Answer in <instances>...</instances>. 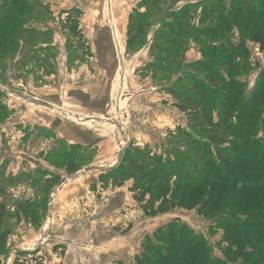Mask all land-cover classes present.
I'll return each mask as SVG.
<instances>
[{"label":"rangeland","instance_id":"rangeland-1","mask_svg":"<svg viewBox=\"0 0 264 264\" xmlns=\"http://www.w3.org/2000/svg\"><path fill=\"white\" fill-rule=\"evenodd\" d=\"M11 1L0 0V16L7 14ZM141 1L17 0L15 11L7 14L20 23L16 28L6 22L2 29L7 40H0V208L5 217L1 231L7 234L1 264H67L69 254L79 255L77 264H136L144 238L167 226L175 231L187 227L183 241H204L205 264H259L247 256L257 254L252 249L228 242L233 234L218 221L196 210L146 216L135 198L137 191L131 190L132 179L120 187L99 182L101 174L121 162L126 148L147 146L153 154H162V162L172 151L190 149L167 144L170 131L189 123L174 106L169 89L178 88V80L187 85L184 66L203 60L201 46L189 39L182 62L167 78L154 73L153 66L162 65L159 60L165 58L155 47L169 35L162 27L173 23L165 18L170 12L192 6L191 35L198 40V33L216 22L210 17L219 14L214 7L221 4L225 14L233 2L179 0L151 21L143 45L131 52L126 49L130 16L136 11L148 14ZM72 23H77L76 36ZM244 43L252 64L239 81L245 98L252 101L264 71L263 53L257 44ZM256 107L248 110H257L249 121L256 123L248 128L259 126L257 121L264 118V105ZM212 118L217 119L216 113ZM257 129L256 139L263 140L264 126ZM259 159L264 163V156ZM71 163L78 171L64 170ZM76 192L79 205L69 210L67 195ZM43 199L47 203L42 213ZM33 202L35 223L23 214ZM257 245L264 250V243Z\"/></svg>","mask_w":264,"mask_h":264},{"label":"trees","instance_id":"trees-1","mask_svg":"<svg viewBox=\"0 0 264 264\" xmlns=\"http://www.w3.org/2000/svg\"><path fill=\"white\" fill-rule=\"evenodd\" d=\"M178 1L142 0L140 5L148 9V14L136 11L130 16L126 49L134 52L141 47L151 21L163 9L174 7ZM232 1L225 14L221 4L214 7L216 10L213 12L219 14L210 17L214 16L216 22L211 28L199 32L201 38L198 40V37L191 35L189 14L192 6L185 5L176 13L170 12L165 18L173 23L162 27L169 35L167 39L160 38V43L155 47L165 58L159 60L162 65L153 66L156 70L154 73L160 72L167 78L178 67V61L182 62L180 57L189 39H195L194 42L201 46L203 60L184 66L189 72L184 76L187 85L178 80L175 84L178 88L169 89L176 101L174 106L188 117L189 123L184 129L177 127L170 131L167 144L187 145L190 149L183 153L172 151L173 156L169 155L166 162H162V154H153L147 146L140 149L126 148L121 162L108 173L101 174L99 182L120 187L132 179L131 190L137 191L135 198L142 204L141 210L146 216L155 217L173 209L196 210L205 219L216 220L218 225H224L225 231L233 234V237L228 238L229 243L252 249L257 254L247 256L264 264V250L259 251L257 245L258 242L264 243V239H259V235L264 232V163L259 159L264 156V139H256L257 127L261 130L264 126L263 116L257 121L259 126L248 128L256 123L249 124V121L257 111L250 113L248 110L252 106L258 108L260 103L264 105V71L259 77L258 90L252 101L245 98L244 85L239 81L252 64L245 41L258 45L264 61V0ZM11 2L12 5L6 8L7 14L15 11L17 0ZM21 9L18 8L19 17ZM7 14L0 16L2 43L7 40L3 33L6 24L10 26L13 23L18 28L20 23L16 16L9 17ZM70 28L72 35L76 36L77 23H72ZM235 35L238 37L233 42ZM165 41H168L166 45ZM214 113L217 116L215 120L212 118ZM77 169L73 163L64 167L68 173H74ZM41 201L39 205L41 203L43 213L47 201ZM25 211L24 216L37 222L38 212L34 202L29 203ZM4 218L0 208L2 256L6 251L7 237L6 232L1 231ZM186 230L185 226L177 231L174 226H167V229L159 228L152 237L146 236L142 253L136 256L135 263L205 264L207 256L204 255V241H183ZM174 234L179 236L178 239L175 237L174 240ZM160 242L164 243L163 247H157Z\"/></svg>","mask_w":264,"mask_h":264},{"label":"crops","instance_id":"crops-1","mask_svg":"<svg viewBox=\"0 0 264 264\" xmlns=\"http://www.w3.org/2000/svg\"><path fill=\"white\" fill-rule=\"evenodd\" d=\"M62 185H66L65 183L64 184H62ZM62 187V186H61ZM70 192H71V190H69V192L67 193V194H70ZM88 194V193H87ZM64 195L65 194H63V197H64ZM67 196H69L70 197V200H71V202H69V201H67V203L69 202V206H68V208H69V210H72V209H74V211H76L75 209H76V206L77 205H79V204H77L76 203V200H74V197L76 198L77 197V199H78V193L76 192L75 193V195H73V196H71V195H67ZM88 199H90L89 198V195H88ZM78 202H79V200H78ZM89 202V201H88ZM92 203H93V201H92V199H90V202H89V206L91 207V206H93L92 205ZM123 202L121 203V207H123ZM128 205V204H127ZM126 205V206H127ZM78 207V206H77ZM66 210H67V208H66ZM112 211V210H111ZM111 211H107V216H108V214L111 212ZM76 213V212H75ZM110 216V215H109ZM125 219H127V218H125V216L122 218V220L123 221H125ZM120 224H123V222H121ZM82 239V238H81ZM77 241L75 240V243H76ZM68 261H69V263H67V264H77V262H80L79 260H80V257H79V255L78 256H76V258L74 257V255H72V254H69V256H68ZM71 261H73V263H71Z\"/></svg>","mask_w":264,"mask_h":264},{"label":"water","instance_id":"water-1","mask_svg":"<svg viewBox=\"0 0 264 264\" xmlns=\"http://www.w3.org/2000/svg\"><path fill=\"white\" fill-rule=\"evenodd\" d=\"M96 170H98V169H96ZM96 170H95V171H96ZM87 171L92 172L91 170H87ZM87 171H86V172H87ZM84 172H85V171H84ZM84 172L74 174V175H72L71 177L68 176L67 179L69 180V178H73V177L79 176L80 174H82V173H84ZM67 179H66V181H67ZM62 184H63V183H62ZM19 252H22V251H19Z\"/></svg>","mask_w":264,"mask_h":264}]
</instances>
